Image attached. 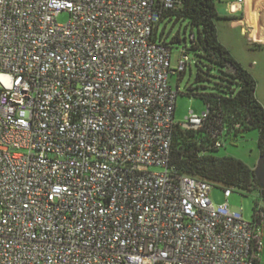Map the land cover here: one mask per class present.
I'll return each instance as SVG.
<instances>
[{
    "label": "built area",
    "instance_id": "2783aa9c",
    "mask_svg": "<svg viewBox=\"0 0 264 264\" xmlns=\"http://www.w3.org/2000/svg\"><path fill=\"white\" fill-rule=\"evenodd\" d=\"M158 1L0 0V264H261L260 208L169 169L207 111L175 122Z\"/></svg>",
    "mask_w": 264,
    "mask_h": 264
},
{
    "label": "trees",
    "instance_id": "16d2710c",
    "mask_svg": "<svg viewBox=\"0 0 264 264\" xmlns=\"http://www.w3.org/2000/svg\"><path fill=\"white\" fill-rule=\"evenodd\" d=\"M173 1L176 6L172 10H161V16L152 31V41H162L165 47H169L163 30L158 35L160 23L173 19L174 22L186 21L191 34L190 48L185 49V52L195 51L200 58L217 67L222 75L221 80L227 84L220 90L222 94H198L195 89L188 87L190 95L199 96L203 100L207 116L201 127L195 130L183 129L179 124L174 126L169 169L177 174L205 180L223 189L229 188L231 192L235 190L243 194L254 193L263 206L256 204L253 213L258 208L264 213V188L259 186L253 168L232 157H218L219 148L214 146L224 135H238L256 129L260 156L264 155V109L255 97V80L218 40L216 21L223 18L218 16L216 3L221 0ZM249 1L244 0L248 25ZM171 42L177 43L180 39L175 36ZM229 63L234 66L235 73L230 72ZM184 72L174 74H177L179 80ZM196 79L206 80L200 73ZM177 94L178 92L176 96Z\"/></svg>",
    "mask_w": 264,
    "mask_h": 264
},
{
    "label": "rangeland",
    "instance_id": "374dc122",
    "mask_svg": "<svg viewBox=\"0 0 264 264\" xmlns=\"http://www.w3.org/2000/svg\"><path fill=\"white\" fill-rule=\"evenodd\" d=\"M251 1V0H250ZM249 1V3H250ZM232 6L231 10H235ZM248 4V15H249ZM216 11L220 18L227 13L225 3L221 0L216 3ZM69 20L66 12H61L57 16V23L65 24ZM230 21L221 19L216 21L217 34L219 42L224 45L231 53L234 60L246 69L256 83L255 97L264 109V46L249 43L248 40L239 34V28H235ZM251 24V23H250ZM163 30L166 42L171 50L170 69L176 71L179 66L181 52L190 48L189 36L191 29L186 21L161 22L158 29V35ZM195 33L196 30L194 29ZM178 36L180 42L172 43L173 37ZM260 44V43H259ZM189 64L181 78L178 80L177 74H171L168 77V83L172 91L178 92L175 105V122H185V118L190 114L201 115L204 111V102L199 96L190 95L188 87H192L198 94H222L226 82L221 80V73L218 68L198 56L195 51H188ZM198 63V64H196ZM200 73L206 80H197V74ZM258 131L251 129L241 134H227L220 138L221 146L217 151L218 157H232L245 165L254 168L260 158L258 148ZM215 206L223 205L225 198L223 188L215 185L210 194ZM230 208L241 210L244 221L250 222L253 219V208L256 204L263 206L257 195L254 193L243 194L232 190L231 196L227 200ZM261 235L263 247L259 252L260 263L264 264V222L261 226Z\"/></svg>",
    "mask_w": 264,
    "mask_h": 264
},
{
    "label": "crops",
    "instance_id": "0c3cea01",
    "mask_svg": "<svg viewBox=\"0 0 264 264\" xmlns=\"http://www.w3.org/2000/svg\"><path fill=\"white\" fill-rule=\"evenodd\" d=\"M225 3V6L227 8V13L224 17H222L223 19H226L227 21H230L232 24V26H234L235 28H239V34L240 36L246 38L248 40L249 43L255 44V45H261L262 44L259 42H256L254 40V32L255 29L254 27L250 24V14H251V1L249 3V15H248V20H249V24L248 25L246 23V4L244 2V4L241 7H237L236 12L232 13L229 9V3L230 0H222ZM221 17V16H220ZM263 30V31H262ZM263 32V33H262ZM259 37L260 39L263 40V46H264V26H261L259 28ZM252 168V167H251Z\"/></svg>",
    "mask_w": 264,
    "mask_h": 264
},
{
    "label": "bare ground",
    "instance_id": "6f19581e",
    "mask_svg": "<svg viewBox=\"0 0 264 264\" xmlns=\"http://www.w3.org/2000/svg\"><path fill=\"white\" fill-rule=\"evenodd\" d=\"M250 23L255 29L254 40L262 43L263 40L259 37V28L264 26V0L251 1Z\"/></svg>",
    "mask_w": 264,
    "mask_h": 264
},
{
    "label": "water",
    "instance_id": "95a60500",
    "mask_svg": "<svg viewBox=\"0 0 264 264\" xmlns=\"http://www.w3.org/2000/svg\"><path fill=\"white\" fill-rule=\"evenodd\" d=\"M231 73H235V68L232 64H228ZM254 176L258 179L259 186L264 188V155L258 159L255 167L253 168Z\"/></svg>",
    "mask_w": 264,
    "mask_h": 264
}]
</instances>
